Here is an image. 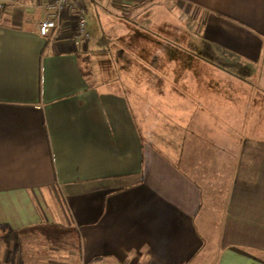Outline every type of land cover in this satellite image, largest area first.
Segmentation results:
<instances>
[{
  "label": "crops",
  "instance_id": "crops-1",
  "mask_svg": "<svg viewBox=\"0 0 264 264\" xmlns=\"http://www.w3.org/2000/svg\"><path fill=\"white\" fill-rule=\"evenodd\" d=\"M49 1L0 0V264H264V0H98L81 47Z\"/></svg>",
  "mask_w": 264,
  "mask_h": 264
},
{
  "label": "built area",
  "instance_id": "built-area-1",
  "mask_svg": "<svg viewBox=\"0 0 264 264\" xmlns=\"http://www.w3.org/2000/svg\"><path fill=\"white\" fill-rule=\"evenodd\" d=\"M3 4L0 3V8ZM45 15L38 21L37 32L44 38L55 36L61 26V19L64 12H70L75 18V29L71 34V41L74 46H84L90 39L86 22V9L83 0H50L44 6ZM50 39V40H51Z\"/></svg>",
  "mask_w": 264,
  "mask_h": 264
},
{
  "label": "rangeland",
  "instance_id": "rangeland-1",
  "mask_svg": "<svg viewBox=\"0 0 264 264\" xmlns=\"http://www.w3.org/2000/svg\"><path fill=\"white\" fill-rule=\"evenodd\" d=\"M98 0H83V3L87 9V21L88 23V30L89 33L93 36V38H102L104 40V34L103 32L105 31L109 36L111 34V31H109V25H113L115 23V16H114V11L112 10L111 6H106L108 11L105 10V8L102 7L104 4L103 2H97ZM112 14V15H111ZM172 18V30L174 34H180L179 30L183 27L184 25L180 22V17L177 16V14H174L171 16ZM186 34V33H185ZM102 36V37H101ZM101 40V39H100ZM100 42V41H98ZM103 46L110 47L111 49L115 46V38L112 41L111 39L108 41V43H103ZM198 49V48H197ZM113 52L107 56L105 59L106 62H110L111 65L115 61H117L116 58V51L114 49L112 50ZM96 56H93V63H95L96 67L99 69L101 66L100 63V56L98 54H95ZM104 63V62H102ZM210 65V64H209ZM214 66L213 64H211ZM222 69V66H220ZM101 73V72H100Z\"/></svg>",
  "mask_w": 264,
  "mask_h": 264
},
{
  "label": "trees",
  "instance_id": "trees-1",
  "mask_svg": "<svg viewBox=\"0 0 264 264\" xmlns=\"http://www.w3.org/2000/svg\"><path fill=\"white\" fill-rule=\"evenodd\" d=\"M50 39H51V37H50V38H48V41H50Z\"/></svg>",
  "mask_w": 264,
  "mask_h": 264
}]
</instances>
